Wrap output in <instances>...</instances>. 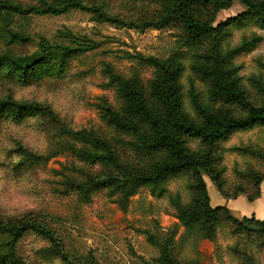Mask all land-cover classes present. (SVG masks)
<instances>
[{"label": "rangeland", "instance_id": "rangeland-1", "mask_svg": "<svg viewBox=\"0 0 264 264\" xmlns=\"http://www.w3.org/2000/svg\"><path fill=\"white\" fill-rule=\"evenodd\" d=\"M73 1L81 7L64 10V0H0L23 11L0 10V58L41 59L24 77L9 62L0 63V105H10L0 110V226L31 221L52 235L29 232L16 239L10 232L0 233V264H154L162 250L150 242L151 236L180 264H264V232L254 225L239 227L222 220L213 241L181 225L172 200L179 197L188 205L194 199L192 173L169 179L163 196L140 188L125 199L117 183L124 181L127 171L148 170L163 156L143 155L133 135L118 132L102 111H123L108 69L137 78L148 106L154 108L150 89L156 70L145 61L149 58L182 65L183 108L193 119L198 116L190 100L192 88L213 112L241 118L247 105L263 106L260 17L247 16L246 9L234 3L216 15L212 34L190 45L181 26L137 28L154 19L158 6L151 0ZM211 15V10L196 13L203 20ZM43 42L95 49L60 57L58 52L42 54ZM247 47V55H236ZM218 56L226 58L225 70L242 95L238 103L212 100L210 81L196 70L212 67ZM36 69L41 71L35 73ZM91 135L111 145L124 171L89 161L93 149L85 137ZM183 139L192 153L212 154L221 186L219 190L203 176L212 209L222 207L218 197H261L264 124L234 132L214 145ZM109 180L116 182L110 188H81L90 181ZM231 215L243 219L236 210Z\"/></svg>", "mask_w": 264, "mask_h": 264}, {"label": "trees", "instance_id": "trees-1", "mask_svg": "<svg viewBox=\"0 0 264 264\" xmlns=\"http://www.w3.org/2000/svg\"><path fill=\"white\" fill-rule=\"evenodd\" d=\"M158 6V11L149 22L137 28H150L163 30L175 26H181L185 33L188 44L196 45L212 34L215 29V17L222 11L229 10L234 3L241 4L246 9V15L258 16L264 25V0H151ZM64 10L70 7H81L73 0H64ZM84 10V7H82ZM56 13L61 9L51 7ZM0 10L23 12L19 7H13L10 3L0 2ZM199 10H211L212 18L203 20L196 16ZM106 20H111L107 19ZM109 22V21H106ZM133 26V25H132ZM94 46V45H93ZM93 46L65 47L61 45H50L43 42L39 45L42 54L58 52L60 57L82 55L95 49ZM144 60V59H143ZM9 62L22 75L27 76L28 70L36 66L41 59L34 57L19 59H3L0 63ZM156 70V79L151 85V97L155 103L150 108L141 91L137 78L127 79L115 74L108 69L110 81L116 85L118 94L123 102V111L118 113L110 107H103V117L109 125L118 132L131 134L136 140L135 148L143 155L152 156L161 153L163 156L148 170L127 171L124 181L117 183L118 189L122 190L124 198L132 196L140 188H150L154 194L163 196L168 191L165 185L169 179L182 173H192L195 180L193 187L195 197L188 205H182L181 199L176 197L172 200V206L177 212V219L187 230L198 231L204 238L213 241L216 236L217 227L222 220H229L239 225H254L264 232V221H258L254 217L243 218L241 221L232 217L230 210L226 207L212 209L210 198L203 176H207L221 190L218 174L213 168V157L210 152L203 155L192 153L187 149L184 137L200 140L206 145H214L226 139L234 132L251 128L255 125L264 124V105L253 107L247 105V114L237 118L227 111L213 112L200 99L193 88L190 90V100L193 110L198 119L191 118L183 108L181 98L180 79L183 73L181 64L175 61H161L155 58L145 60ZM226 58L217 57L212 67H197L200 76L210 81L211 99L228 104L238 103L241 99L240 92L231 82L226 70ZM10 105L2 103L0 110H5ZM18 110H33L31 106H16ZM93 152L88 156L89 161L112 166L124 171L111 145L95 136L85 137ZM113 180L90 181L81 186L82 189L95 191L100 188H110ZM116 183V182H115ZM260 198H249L254 202ZM10 232L14 238L34 232L44 237H51V233L43 230L37 224L26 221L18 226H0V233ZM172 241V240H171ZM150 242L162 250V256L154 264H180L176 262L161 243L150 237Z\"/></svg>", "mask_w": 264, "mask_h": 264}, {"label": "crops", "instance_id": "crops-1", "mask_svg": "<svg viewBox=\"0 0 264 264\" xmlns=\"http://www.w3.org/2000/svg\"><path fill=\"white\" fill-rule=\"evenodd\" d=\"M219 206L226 207L233 214L236 211L240 212V218L254 217L258 221H264V186L261 190V197L254 202H249L244 198H238L237 200H226L222 197L217 198ZM240 202V204H237ZM247 203L246 206L241 204Z\"/></svg>", "mask_w": 264, "mask_h": 264}, {"label": "snow or ice", "instance_id": "snow-or-ice-1", "mask_svg": "<svg viewBox=\"0 0 264 264\" xmlns=\"http://www.w3.org/2000/svg\"><path fill=\"white\" fill-rule=\"evenodd\" d=\"M237 19H239V18H237ZM234 22H235V20H232V21H229L228 23H234ZM223 26H225V25H222V27ZM260 43H264V42H260ZM250 51H251V47L241 48L237 51L236 55H247ZM40 71H41L40 69H36L35 73H38Z\"/></svg>", "mask_w": 264, "mask_h": 264}]
</instances>
